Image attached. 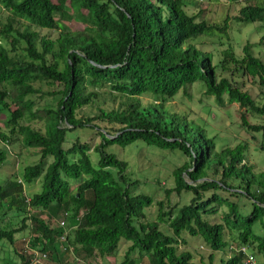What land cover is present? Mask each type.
I'll list each match as a JSON object with an SVG mask.
<instances>
[{
	"label": "trees",
	"instance_id": "obj_1",
	"mask_svg": "<svg viewBox=\"0 0 264 264\" xmlns=\"http://www.w3.org/2000/svg\"><path fill=\"white\" fill-rule=\"evenodd\" d=\"M0 7L10 13L0 22V115H6L0 142L19 144L39 158L25 166L22 179L0 182V243L14 245L16 235L28 230L30 249L56 253V264L75 258L68 246L61 256L58 243L69 244L75 256L84 253L82 263L75 258L72 264H100L99 258L116 256L124 240L131 245L122 264H133L135 251L144 264H198L193 252L180 249L188 234L213 251L206 264H246L242 246L264 257V170L247 162L249 142L218 150L203 125L167 107L200 81L220 107L239 106L241 127L255 142L260 135L264 147V61L250 42L239 57L230 38L232 20L264 26V0H248L220 23L204 17L205 8L189 14L185 0H0ZM34 27L59 36L53 40ZM202 38L229 45L217 63L213 52L199 47ZM239 78L254 80L263 101ZM102 88L121 104L79 116L97 105ZM147 94L156 103L145 106L140 97ZM45 99L56 104L41 108ZM136 142L188 158L173 170L175 186L165 193L191 194L189 203L169 201L167 207L160 201L157 218L146 220L153 198L136 192L139 181L132 180L129 163L107 150ZM92 152L99 155L97 165ZM8 154L3 145L0 168ZM37 180L41 190L28 197L25 186ZM10 212L17 213L19 227L2 226ZM58 219L64 226H53ZM230 236L238 243L233 255L216 263L215 253L233 246ZM31 250L21 255L22 264H35Z\"/></svg>",
	"mask_w": 264,
	"mask_h": 264
},
{
	"label": "rangeland",
	"instance_id": "obj_2",
	"mask_svg": "<svg viewBox=\"0 0 264 264\" xmlns=\"http://www.w3.org/2000/svg\"><path fill=\"white\" fill-rule=\"evenodd\" d=\"M186 10L189 14H197L201 8H205L207 11L204 15L210 22L220 23L226 17L234 18L239 14L240 8L246 5L247 2L243 0H203L199 2L196 0H185ZM10 16V13L0 7V22L6 21ZM63 24L69 26L72 29L81 28V24L77 22L63 21ZM34 29H37L34 27ZM40 34L47 36L55 40L59 36L58 30L49 29H37ZM264 26L261 23L255 24H242L235 20L231 21L230 38L231 45L233 46L236 54L239 57L244 55L243 48L250 42L253 46V53L264 61ZM216 39L202 38L198 42L199 47L205 51H211L214 54V61L217 63L222 58V51L229 45L224 46L216 42ZM262 42V43H261ZM226 76V75H225ZM239 81L244 83L245 90L257 100V102L263 101L262 88H260L252 79L239 78ZM101 99L94 107L86 108L80 111L79 116L84 115H95L98 113V106L102 108L118 107L121 104L122 99L116 94H111L109 88H102ZM141 102L146 105H151L156 103V98L150 94L143 95L140 97ZM56 101L52 99H45L40 102L39 106L41 108L47 105H55ZM167 107L170 111L180 113L182 115H187L190 120L194 121L199 125H203L210 137L215 139L217 149L225 146H235L241 142H249L250 150L247 154V162L256 167L257 171L264 170V147H261L262 138L257 135L259 143L255 142L250 134L241 127L239 111L240 108L237 104H228L224 107H220L215 97L208 96L206 94L205 85L198 81L192 86H189L185 91H182L178 96L167 103ZM6 115H0V129L6 131L4 127V120ZM252 121L259 123L260 119L251 117ZM105 130V128H104ZM87 139V138H85ZM99 139L93 142V145H97ZM3 145L8 147V157L0 168V182H4L7 178L22 179L23 169L29 164H33L39 158L34 154L33 151L21 147L19 144H10L9 142L1 141L0 148ZM109 153H114L119 159L126 160L129 163V172L131 173L132 180L139 181V186L137 187V193H143L151 196L154 200V205L145 210L146 220L153 221L157 218L159 206L158 202L164 201L165 205L168 207L169 201L172 205L178 204L182 206L190 202L191 194H181L177 195L175 192L167 198L165 193L166 189H173L175 186V180L173 177V170L182 165L188 158L179 151H168L163 150L154 146H148L144 142H136L126 148H122L118 145H111L108 147ZM91 159L94 165H97L99 160V155L95 152L91 153ZM160 182V184L157 183ZM73 187L78 183L77 181H71ZM26 195L30 197L34 193L41 190V180H37L32 185H26ZM9 216L6 218L5 223L2 226H16L19 227L20 219L16 216L17 213L10 212ZM46 219V216H43ZM215 221L220 222L219 216L212 218ZM53 221V226L60 225L61 221ZM161 229L171 234L166 224L161 225ZM187 242V246H180V249H188L193 252L195 257V262L198 264H206L209 261V256L213 252L207 244L199 237H192L188 234H184L183 237ZM30 239L29 231H23L16 235V243L14 245L10 244L8 241H3L0 243V264H22L20 259L21 255L28 257L30 253V247H27L28 241ZM227 240L234 243L233 246L227 248L223 252L215 253V262L219 263L222 258L227 259L233 255V250L237 247V242L230 236ZM66 243V242H65ZM131 243L122 240L119 245V253L116 256L109 257L107 260L99 258L100 264H122L125 260V254ZM30 246V245H29ZM70 249V255L77 258L79 263L85 260L84 253L80 256H75L73 250L70 248L69 244L58 243V249L61 252V256L66 254V247ZM41 252V251H40ZM43 253V252H41ZM47 254V252H44ZM32 254V253H31ZM47 254L46 259H42L40 264H56L58 259L54 258V253L51 256ZM59 257V260L61 259ZM133 264H144L146 262L145 257H141L139 251H135L131 255ZM71 260V264L75 262ZM258 262L264 263V257H258Z\"/></svg>",
	"mask_w": 264,
	"mask_h": 264
},
{
	"label": "built area",
	"instance_id": "obj_3",
	"mask_svg": "<svg viewBox=\"0 0 264 264\" xmlns=\"http://www.w3.org/2000/svg\"><path fill=\"white\" fill-rule=\"evenodd\" d=\"M243 1L247 2L248 0H243ZM60 225L61 226H64V221H61ZM64 240H65V237L63 236L62 237V241H64ZM27 247H29V241H28ZM239 251L242 252L243 254H245V256H246L245 263L246 264H258L256 255L253 254L252 252H250L249 249H248V247L242 246L239 249ZM31 253H32L31 261L33 263H35V264H40L42 262V259L48 258L47 257V254L41 253L38 250H31Z\"/></svg>",
	"mask_w": 264,
	"mask_h": 264
},
{
	"label": "crops",
	"instance_id": "obj_4",
	"mask_svg": "<svg viewBox=\"0 0 264 264\" xmlns=\"http://www.w3.org/2000/svg\"><path fill=\"white\" fill-rule=\"evenodd\" d=\"M256 258H257V262H258V257L256 256ZM258 264H260V263L258 262Z\"/></svg>",
	"mask_w": 264,
	"mask_h": 264
},
{
	"label": "water",
	"instance_id": "obj_5",
	"mask_svg": "<svg viewBox=\"0 0 264 264\" xmlns=\"http://www.w3.org/2000/svg\"><path fill=\"white\" fill-rule=\"evenodd\" d=\"M111 138H114V137H111Z\"/></svg>",
	"mask_w": 264,
	"mask_h": 264
}]
</instances>
